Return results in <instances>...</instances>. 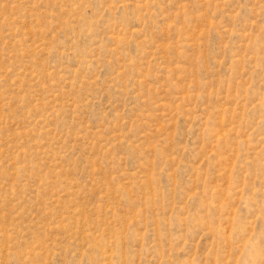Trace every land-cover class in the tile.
<instances>
[{
  "label": "rangeland",
  "instance_id": "374dc122",
  "mask_svg": "<svg viewBox=\"0 0 264 264\" xmlns=\"http://www.w3.org/2000/svg\"><path fill=\"white\" fill-rule=\"evenodd\" d=\"M0 264H264V0H0Z\"/></svg>",
  "mask_w": 264,
  "mask_h": 264
}]
</instances>
